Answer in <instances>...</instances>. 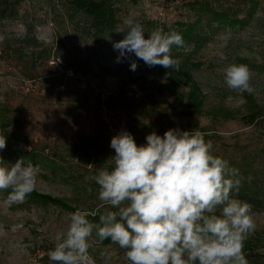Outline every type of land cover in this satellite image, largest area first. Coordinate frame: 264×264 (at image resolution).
I'll use <instances>...</instances> for the list:
<instances>
[{"label": "rangeland", "instance_id": "rangeland-1", "mask_svg": "<svg viewBox=\"0 0 264 264\" xmlns=\"http://www.w3.org/2000/svg\"><path fill=\"white\" fill-rule=\"evenodd\" d=\"M112 1L117 24L99 34L67 0H20L12 16H0V108L9 107L0 111V122L7 115L13 118L0 132L6 138L0 157L14 164L25 158L19 155L26 154L32 143L39 150L43 147L40 152L47 156L32 161L39 166L34 191L62 198L74 207L27 198L8 207L4 200L10 190L0 191V224L5 226L0 234V264H53L48 252L56 233L67 229L69 214L101 207L93 177L99 168L113 167L110 141L121 130L130 132L138 145L145 144L146 135L153 131L163 136L172 128L214 130L217 136L209 139L213 154L252 164V171L264 180V115L251 123L240 118L253 105L264 113V0H258L254 17L240 30L229 34L216 27L195 52L201 64L193 76L206 108L221 105L236 113L234 118L217 120L209 113L160 118L159 109L179 104L159 85L164 67L150 68L131 54L138 65L132 71L129 59L116 62L118 52L113 49V42L124 38L116 31L126 19L140 23L147 38L153 30L166 31L191 19L190 0ZM213 1L238 5L241 0ZM237 50L241 59L234 56ZM233 63L249 66L252 94L225 84L224 70ZM90 140L96 151L92 145L82 147L83 141ZM238 199L252 205L256 225L252 234L261 237L260 244L244 255L249 264H264V193L252 202ZM13 225L15 231L10 230ZM88 242L83 264H129L124 249L102 243L95 232Z\"/></svg>", "mask_w": 264, "mask_h": 264}, {"label": "clouds", "instance_id": "clouds-1", "mask_svg": "<svg viewBox=\"0 0 264 264\" xmlns=\"http://www.w3.org/2000/svg\"><path fill=\"white\" fill-rule=\"evenodd\" d=\"M123 25L116 32L124 38L113 42L117 63L129 59L135 71L138 65L130 59L134 54L150 68L179 71L181 61L171 52L174 46H184L181 34L156 29L145 38L140 23L126 19ZM251 78L246 64L233 63L224 70L231 90L252 94ZM145 139L138 145L126 130L111 138L114 165L111 170L99 168L93 179L101 207L114 210L70 213L67 229L55 235L49 260L83 264L95 232L101 242L110 239L124 249L129 264H249L244 242L256 225L252 205L234 195L242 187L239 169L214 155L213 142L198 130L172 128L163 136L153 131ZM5 147L6 138L0 136V150ZM38 174L39 166L25 158L9 164L0 157V191L10 190L4 204L22 203L34 191ZM97 215L98 223L88 219ZM4 232L0 224V234Z\"/></svg>", "mask_w": 264, "mask_h": 264}, {"label": "trees", "instance_id": "trees-1", "mask_svg": "<svg viewBox=\"0 0 264 264\" xmlns=\"http://www.w3.org/2000/svg\"><path fill=\"white\" fill-rule=\"evenodd\" d=\"M20 0H0V16L8 17L15 13L16 4ZM71 4L72 8L76 11L83 13L89 19V25L94 28L97 34L112 30L117 24L116 7L112 0H67ZM189 9L193 12V17L187 21L179 22V26L172 29H167L164 32L176 31L182 35L184 45L191 46V49L183 47L172 48L171 55L174 59L181 61L179 65V71L172 69H161L165 73L164 80L159 84L163 90L169 92L175 101L179 104L171 109L162 107L156 112L159 117H169L176 114H206L209 113L213 120L219 118L227 119L236 117V113L224 106L218 105L212 108H206L204 104V94L199 86L197 80L193 76L194 70L200 67L201 62L195 59L194 55L203 43L207 40L209 31L216 28L222 27L227 30V33L233 34L240 30L242 26L246 25L254 17L256 9L258 8V0H241L238 5H225L220 3H214L213 0H190L187 1ZM190 50V51H189ZM236 59H241L242 52L237 50L235 53ZM182 85L186 86L184 91L180 90ZM5 109L9 110V107L2 104L0 111ZM264 115L259 107L250 106L248 111L240 118L247 122H254L259 117ZM13 121L12 115H7L6 120L0 122V132L2 129H6V126ZM183 130H196L185 128ZM200 132L204 134L205 140H209L217 136L214 130L207 128H200ZM212 131V132H210ZM86 138V137H82ZM29 142L28 139H26ZM90 141H83L82 147L93 146L96 151V147ZM21 147V145H17ZM18 147V148H19ZM31 152L27 151L26 154H20L24 156L27 161H38L43 157V147L41 152L36 148L35 144H31ZM49 157V156H48ZM230 165L239 169L241 176L243 177L242 187L238 194H235L238 198L247 199L252 202L255 198L259 197L261 193H264V180L257 177V173L252 171V164L244 162L241 164L239 160H228ZM251 173V174H250ZM27 199L35 201H41L44 203L57 204L62 207H71L67 201L59 197H54L47 193H40L33 191L27 196ZM101 212L105 209H110L109 206L99 207ZM94 223L99 222V215L96 217L89 216ZM261 242L259 235L251 234L248 239L244 242V254L248 255L247 252L254 250ZM102 243H111L110 239L104 240Z\"/></svg>", "mask_w": 264, "mask_h": 264}]
</instances>
